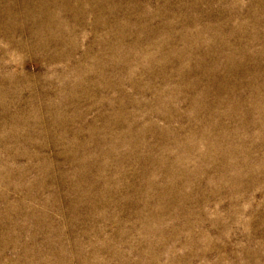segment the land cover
Returning a JSON list of instances; mask_svg holds the SVG:
<instances>
[{
    "label": "rangeland",
    "instance_id": "obj_1",
    "mask_svg": "<svg viewBox=\"0 0 264 264\" xmlns=\"http://www.w3.org/2000/svg\"><path fill=\"white\" fill-rule=\"evenodd\" d=\"M0 264H264V0H0Z\"/></svg>",
    "mask_w": 264,
    "mask_h": 264
}]
</instances>
